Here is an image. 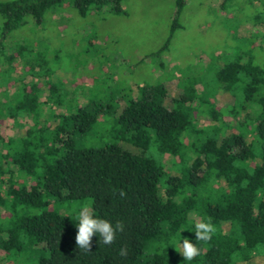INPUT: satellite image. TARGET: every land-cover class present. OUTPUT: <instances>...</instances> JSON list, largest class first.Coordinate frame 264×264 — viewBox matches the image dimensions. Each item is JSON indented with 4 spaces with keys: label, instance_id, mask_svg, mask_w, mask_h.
Wrapping results in <instances>:
<instances>
[{
    "label": "trees",
    "instance_id": "16d2710c",
    "mask_svg": "<svg viewBox=\"0 0 264 264\" xmlns=\"http://www.w3.org/2000/svg\"><path fill=\"white\" fill-rule=\"evenodd\" d=\"M122 1H0V264H264V68L251 56L218 59L210 82L172 74L177 98L158 80L136 96L122 81L70 97L44 53L6 44L27 15L36 26L62 7L121 16ZM186 3L174 0L171 35L149 57L167 50ZM262 9L253 20L264 28ZM223 95L232 104L219 107ZM98 136L102 146L87 143ZM85 207L124 224L114 243L97 233L91 252L77 247ZM209 221L211 240L196 241L195 224ZM184 238L200 249L192 261L179 253Z\"/></svg>",
    "mask_w": 264,
    "mask_h": 264
},
{
    "label": "rangeland",
    "instance_id": "374dc122",
    "mask_svg": "<svg viewBox=\"0 0 264 264\" xmlns=\"http://www.w3.org/2000/svg\"><path fill=\"white\" fill-rule=\"evenodd\" d=\"M263 1L229 0L222 5L223 0H187L177 20L179 28L157 59L149 56L171 35L174 0H123L125 15L121 16L102 9L82 18L73 8L62 7L46 15L39 26L27 15L24 25L8 35L6 44L32 45L44 53L42 58L50 62L51 71L58 72L70 97L88 95L95 89L102 95L107 89L113 93L122 81L132 85L136 96V86L153 84L154 80L167 82L172 74L210 82L218 61L224 63L237 54L251 56L264 68V28L254 25L253 20L263 12ZM11 77L16 82L24 78L20 63ZM166 87L170 97L180 95L176 80L168 81ZM232 101L223 95L217 98V105ZM50 112L46 107L45 115ZM209 123L206 117L197 121L201 127ZM106 141L98 136L88 138L87 143L100 147Z\"/></svg>",
    "mask_w": 264,
    "mask_h": 264
},
{
    "label": "clouds",
    "instance_id": "9594fccd",
    "mask_svg": "<svg viewBox=\"0 0 264 264\" xmlns=\"http://www.w3.org/2000/svg\"><path fill=\"white\" fill-rule=\"evenodd\" d=\"M120 195L123 196L124 193L121 191ZM78 220L79 224L75 242L79 249L86 252L92 251V238L94 235H97V233L99 234L100 242L110 245L114 243L116 233L123 232L124 230V224L122 222L117 221L115 226H113L109 221L94 218L87 207L80 211ZM215 231V226L210 221L197 222L195 224L196 241H210ZM179 248V253L185 261H192L200 254V249L188 238L183 239V243L179 244ZM119 254L121 256H126L127 249L121 248Z\"/></svg>",
    "mask_w": 264,
    "mask_h": 264
}]
</instances>
